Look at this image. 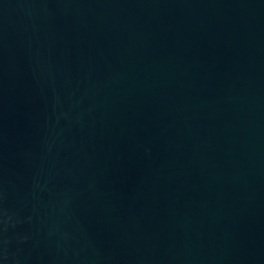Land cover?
I'll list each match as a JSON object with an SVG mask.
<instances>
[{
  "label": "water",
  "instance_id": "obj_1",
  "mask_svg": "<svg viewBox=\"0 0 264 264\" xmlns=\"http://www.w3.org/2000/svg\"><path fill=\"white\" fill-rule=\"evenodd\" d=\"M0 264H264V0H0Z\"/></svg>",
  "mask_w": 264,
  "mask_h": 264
}]
</instances>
